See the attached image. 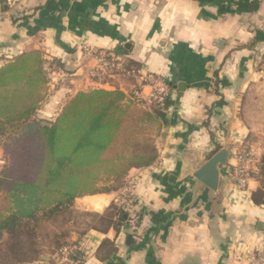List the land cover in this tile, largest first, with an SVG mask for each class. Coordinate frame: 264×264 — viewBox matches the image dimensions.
<instances>
[{
    "label": "crops",
    "instance_id": "obj_1",
    "mask_svg": "<svg viewBox=\"0 0 264 264\" xmlns=\"http://www.w3.org/2000/svg\"><path fill=\"white\" fill-rule=\"evenodd\" d=\"M81 46L122 69L96 83L97 60L84 58ZM32 51L58 59L69 74L54 91L64 77L50 81L38 118L55 119L83 91L119 90L127 99L136 89L148 97V75L169 87L170 105L157 160L126 181L139 180V230L100 221L123 188L82 196L71 210L95 214L96 223L66 242L82 245V255L64 263L51 250L29 264H250L264 251V205L252 201L262 185L253 176L243 190L230 176L237 148L254 150L258 167L264 156V0L0 2V63ZM7 138L0 128V171L9 162ZM223 148L229 159L213 192L193 176Z\"/></svg>",
    "mask_w": 264,
    "mask_h": 264
},
{
    "label": "trees",
    "instance_id": "obj_2",
    "mask_svg": "<svg viewBox=\"0 0 264 264\" xmlns=\"http://www.w3.org/2000/svg\"><path fill=\"white\" fill-rule=\"evenodd\" d=\"M40 51L19 54L0 63V128L8 135L9 162L0 171V264H26L39 259L42 222L70 211L82 196L124 188L129 173L158 158L156 140L168 122L167 109L156 103L133 113V102L119 90L79 92L53 120L37 117L50 80ZM262 188L252 194L264 205V156L253 173ZM100 221L109 227L126 223L113 203ZM62 245V244H61ZM60 245V246H61ZM61 247L57 252L62 256ZM5 252V253H4ZM82 253L72 250L69 259Z\"/></svg>",
    "mask_w": 264,
    "mask_h": 264
},
{
    "label": "built area",
    "instance_id": "obj_3",
    "mask_svg": "<svg viewBox=\"0 0 264 264\" xmlns=\"http://www.w3.org/2000/svg\"><path fill=\"white\" fill-rule=\"evenodd\" d=\"M90 48V47H89ZM89 56L96 58L99 67L95 69L92 74V78L96 83L101 84L108 76V72L114 69H119L120 65L114 58H110L102 52H98L95 49H89ZM44 70L46 66L44 64ZM144 81L152 87V92L148 97H144L142 90H132L128 94V98L133 102L140 104L156 103L160 108L165 109L167 101L170 98L169 87L163 80L158 79L153 75L145 77ZM235 165L230 172V176L235 184L246 190L249 187V183L253 178V173L258 169V161L256 153L252 149H239L235 150ZM126 186L121 191L118 199V204L121 208L122 213L126 217V225L131 232H137L140 225V214L137 211L136 203V190L138 187V181L136 177L131 178ZM82 249V245L66 246L61 250V259L64 263L69 261V256L72 250L79 251ZM250 264H264V251L254 252L250 257Z\"/></svg>",
    "mask_w": 264,
    "mask_h": 264
},
{
    "label": "rangeland",
    "instance_id": "obj_4",
    "mask_svg": "<svg viewBox=\"0 0 264 264\" xmlns=\"http://www.w3.org/2000/svg\"><path fill=\"white\" fill-rule=\"evenodd\" d=\"M89 49L90 48L87 46H81L80 47L81 55L86 59L95 60L94 57L89 56L90 55L88 52ZM95 50L98 52H101L99 49H95ZM44 58H45V66L47 69L46 72L51 82L53 81L52 79H55L58 77H62V78L64 77V79L58 80L57 84H56V81H54V87H55L53 89L54 91L57 87H59V85L60 87L61 85L62 86L64 85L65 79L69 77V74H67L68 73L67 69H64V65H62V63L58 59L54 60L52 58H49L47 54H44ZM98 64L99 63L96 64L95 68L93 69L94 70L93 72H95V69L99 67ZM121 69L122 68H120L118 71H120ZM93 72L91 74H93ZM91 74L90 76L92 77ZM91 88L93 87H90L89 89ZM139 110L141 112V110L143 109L136 108V107H134V109L132 108L133 113ZM260 132L262 133V137H263V140H261V148L264 149V130L262 129V131ZM6 205H7V200L5 199L4 196H1L0 197V209L2 207H5ZM96 220H97V216L95 214L85 213L84 211L70 210L66 212L65 214L61 215L60 217H58L57 219L42 222L38 230L40 249L43 250V253H50L51 250L52 251L56 250L58 247L57 245L59 246L61 244L63 245L65 242L68 241L67 239L71 237V233H75L77 236L79 234H82L83 231L86 229L87 224H94L96 223L95 222ZM117 224H119V222H117ZM5 244H6V241L5 240L3 241L0 239V251L6 249V247L2 249V246ZM65 247L66 245L63 247V249ZM2 259L3 258L0 257V260ZM29 263H26V264H29Z\"/></svg>",
    "mask_w": 264,
    "mask_h": 264
},
{
    "label": "water",
    "instance_id": "obj_5",
    "mask_svg": "<svg viewBox=\"0 0 264 264\" xmlns=\"http://www.w3.org/2000/svg\"><path fill=\"white\" fill-rule=\"evenodd\" d=\"M0 2H5V0H0ZM228 159L229 151L223 148L210 156L208 161L194 173L193 177L198 184L206 186L213 192H217L220 188L221 170L227 165ZM47 257L48 256H44L43 259Z\"/></svg>",
    "mask_w": 264,
    "mask_h": 264
}]
</instances>
